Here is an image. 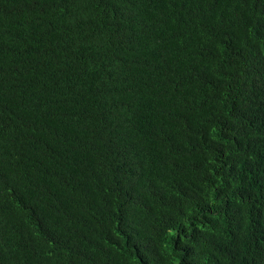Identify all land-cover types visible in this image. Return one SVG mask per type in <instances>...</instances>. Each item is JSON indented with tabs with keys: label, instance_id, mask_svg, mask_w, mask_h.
Wrapping results in <instances>:
<instances>
[{
	"label": "trees",
	"instance_id": "obj_1",
	"mask_svg": "<svg viewBox=\"0 0 264 264\" xmlns=\"http://www.w3.org/2000/svg\"><path fill=\"white\" fill-rule=\"evenodd\" d=\"M0 264H264V0H0Z\"/></svg>",
	"mask_w": 264,
	"mask_h": 264
}]
</instances>
